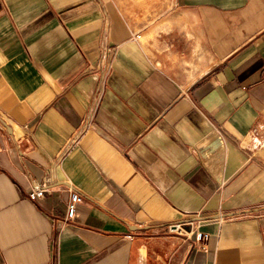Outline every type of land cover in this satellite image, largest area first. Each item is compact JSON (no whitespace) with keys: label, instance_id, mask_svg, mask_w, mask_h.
Listing matches in <instances>:
<instances>
[{"label":"crops","instance_id":"0c3cea01","mask_svg":"<svg viewBox=\"0 0 264 264\" xmlns=\"http://www.w3.org/2000/svg\"><path fill=\"white\" fill-rule=\"evenodd\" d=\"M159 6L0 0V263L264 264V0Z\"/></svg>","mask_w":264,"mask_h":264},{"label":"rangeland","instance_id":"374dc122","mask_svg":"<svg viewBox=\"0 0 264 264\" xmlns=\"http://www.w3.org/2000/svg\"><path fill=\"white\" fill-rule=\"evenodd\" d=\"M165 0H152V6L160 7L159 5ZM160 51L155 50L152 53V58L156 64L161 63ZM193 53L196 55H202V48L199 44H196L193 48ZM169 62L171 66L174 62L180 63V69L177 70V76L185 71V68H193V60L185 55L180 56V61L174 56H170ZM170 66V67H171ZM190 74V71H185ZM190 72V73H189ZM180 74V75H179ZM140 253L144 254L143 264H180V260L183 255V248L180 244L173 241L171 238L149 240V242H142L140 244ZM142 255V254H141Z\"/></svg>","mask_w":264,"mask_h":264},{"label":"built area","instance_id":"2783aa9c","mask_svg":"<svg viewBox=\"0 0 264 264\" xmlns=\"http://www.w3.org/2000/svg\"><path fill=\"white\" fill-rule=\"evenodd\" d=\"M85 123L83 124V126ZM256 130V129H255ZM80 133V131H77L75 135L71 138L70 142L74 143L76 142L77 135ZM48 179H44L41 182L39 181H34L31 183L30 189L28 191V197L31 200H36L38 198L43 197L46 191L49 189L46 187V181ZM81 201V195L74 189L70 188V195H69V200L66 205V212L63 218L60 220L57 219V221H60V224L64 226L65 224L68 223L69 220H71L76 212L77 206L79 202ZM245 216H250V217H256L260 219H264V206H257L254 208H251L247 210L244 213ZM174 227V226H173ZM176 227V226H175ZM174 227V228H175ZM209 234L207 232H203L200 230H196L195 232V242H198L201 247H203V243L208 239ZM201 241V242H200ZM203 242V243H202ZM0 264H6V263H0Z\"/></svg>","mask_w":264,"mask_h":264}]
</instances>
